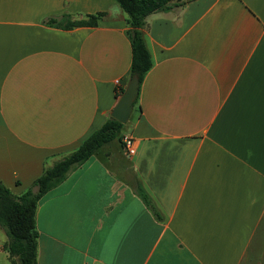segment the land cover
Wrapping results in <instances>:
<instances>
[{"label":"crops","instance_id":"1","mask_svg":"<svg viewBox=\"0 0 264 264\" xmlns=\"http://www.w3.org/2000/svg\"><path fill=\"white\" fill-rule=\"evenodd\" d=\"M128 30L117 0H0V181L15 195L111 117ZM143 32L154 64L122 131L137 153L116 138L40 199L37 264H264V0H173ZM7 241L0 264H18Z\"/></svg>","mask_w":264,"mask_h":264},{"label":"trees","instance_id":"2","mask_svg":"<svg viewBox=\"0 0 264 264\" xmlns=\"http://www.w3.org/2000/svg\"><path fill=\"white\" fill-rule=\"evenodd\" d=\"M127 13L128 34L132 48L130 77L137 76L140 86L153 67L152 54L143 32L147 15L168 10L173 0H117ZM185 2H174L183 5ZM103 13L89 15L87 19H72L71 15L49 17L43 20L47 25L70 29L76 26L97 25ZM138 97L134 101L137 104ZM126 124L112 116L93 131L76 149L58 158L52 165L45 166L43 173L33 186L20 196L15 195L0 181V228L8 236L5 249L11 258H17L18 264H37L39 231L36 225V213L40 199L52 188L62 183L71 171L85 163L104 144L118 138L122 141V131ZM135 190L143 202L159 218L157 208L150 195L141 184Z\"/></svg>","mask_w":264,"mask_h":264},{"label":"water","instance_id":"3","mask_svg":"<svg viewBox=\"0 0 264 264\" xmlns=\"http://www.w3.org/2000/svg\"><path fill=\"white\" fill-rule=\"evenodd\" d=\"M140 81L137 76L130 79L128 86L114 107L111 116L121 123L125 124L130 118L134 108V101L139 95Z\"/></svg>","mask_w":264,"mask_h":264},{"label":"built area","instance_id":"4","mask_svg":"<svg viewBox=\"0 0 264 264\" xmlns=\"http://www.w3.org/2000/svg\"><path fill=\"white\" fill-rule=\"evenodd\" d=\"M122 145L129 156L137 153V141L132 135H123Z\"/></svg>","mask_w":264,"mask_h":264},{"label":"rangeland","instance_id":"5","mask_svg":"<svg viewBox=\"0 0 264 264\" xmlns=\"http://www.w3.org/2000/svg\"><path fill=\"white\" fill-rule=\"evenodd\" d=\"M1 230L4 231V229L0 228V232H1ZM3 234H4V233H1L2 237L4 236ZM3 238H4V237H3ZM16 259H17V258H16Z\"/></svg>","mask_w":264,"mask_h":264}]
</instances>
